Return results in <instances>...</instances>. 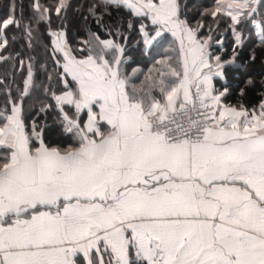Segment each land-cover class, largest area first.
Masks as SVG:
<instances>
[{
	"label": "crops",
	"instance_id": "crops-1",
	"mask_svg": "<svg viewBox=\"0 0 264 264\" xmlns=\"http://www.w3.org/2000/svg\"><path fill=\"white\" fill-rule=\"evenodd\" d=\"M104 1L140 5L133 13L156 27L145 50L168 33L178 70L139 80L138 68L123 74L112 41L99 42L98 59L74 57L63 41L81 69L63 58L76 89L56 100L86 112L82 142L59 151L39 139L30 149L19 105L0 125V264H130L131 250L146 264H264V103H222L213 83L222 64L179 18L176 0ZM195 89L217 109L203 141L170 144L150 132Z\"/></svg>",
	"mask_w": 264,
	"mask_h": 264
},
{
	"label": "trees",
	"instance_id": "trees-1",
	"mask_svg": "<svg viewBox=\"0 0 264 264\" xmlns=\"http://www.w3.org/2000/svg\"><path fill=\"white\" fill-rule=\"evenodd\" d=\"M59 1L0 0V125L19 105L30 149L39 139L59 151L76 150L82 142L86 112L77 115L74 107L60 106L56 100L76 85L63 71L54 36H63L76 58L94 56L93 46L112 41L122 49L123 74L138 68L139 80L147 72L158 76L166 68L178 70L177 50L168 33L158 35L145 50V38L156 29L146 16L104 0H68L62 7ZM219 1L176 0L178 16L198 39L208 41L210 61L216 58L222 64L221 78L213 80L222 103L255 111L264 103V0H255L236 21L219 10ZM254 21L261 26V38ZM158 89L152 86L151 91ZM71 121L77 122V129L70 128ZM130 254V264H146L132 250Z\"/></svg>",
	"mask_w": 264,
	"mask_h": 264
},
{
	"label": "built area",
	"instance_id": "built-area-1",
	"mask_svg": "<svg viewBox=\"0 0 264 264\" xmlns=\"http://www.w3.org/2000/svg\"><path fill=\"white\" fill-rule=\"evenodd\" d=\"M215 117L216 107L212 98L195 89L183 105L166 112L160 121L153 124L150 132L160 134L170 144L201 142Z\"/></svg>",
	"mask_w": 264,
	"mask_h": 264
},
{
	"label": "rangeland",
	"instance_id": "rangeland-1",
	"mask_svg": "<svg viewBox=\"0 0 264 264\" xmlns=\"http://www.w3.org/2000/svg\"><path fill=\"white\" fill-rule=\"evenodd\" d=\"M230 1H232V3H230V5H226V2H228L227 0H226V2H225V0L219 1V10L220 11L222 10L225 12L229 10V12L232 14L234 20H236L238 15L240 14V12L243 11L247 7V4L251 0H249V1L248 0H230ZM127 4L129 5V7L132 8V10L134 12L142 10L140 5H136V3L134 4L132 2H128ZM144 35H146V34H144ZM63 41H64V39L62 37H60L58 35L54 36V40H53L54 47H55L54 49L58 54H60L63 58H65L67 60L66 62H71L70 66H72V64H73V67H74V63H75V62L73 63L74 57L67 50ZM92 53H93L92 55H94L92 57L93 58L95 57L96 59H97V55L99 57L102 54L101 51L99 50L98 45L92 47ZM109 54L110 55L105 56V58H106V60L108 59L109 61L112 62L114 60V58L116 57L115 52L111 51ZM77 64H80V63H77ZM81 65H83V63ZM80 67L78 66V67H74V68L81 69ZM65 68H66V66H65Z\"/></svg>",
	"mask_w": 264,
	"mask_h": 264
}]
</instances>
